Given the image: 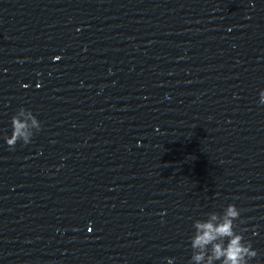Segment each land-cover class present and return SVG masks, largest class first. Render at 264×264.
Segmentation results:
<instances>
[{"label":"water","instance_id":"95a60500","mask_svg":"<svg viewBox=\"0 0 264 264\" xmlns=\"http://www.w3.org/2000/svg\"><path fill=\"white\" fill-rule=\"evenodd\" d=\"M261 91L264 0H0V264H190L229 204L264 264Z\"/></svg>","mask_w":264,"mask_h":264},{"label":"clouds","instance_id":"9594fccd","mask_svg":"<svg viewBox=\"0 0 264 264\" xmlns=\"http://www.w3.org/2000/svg\"><path fill=\"white\" fill-rule=\"evenodd\" d=\"M259 104L264 105V91L259 94ZM11 128L10 137L4 139L9 147L15 148L18 143H32L33 137L42 130V123L31 110L21 108L12 117ZM238 220L243 223L241 210L235 204H229L222 213H209L206 219L196 220L189 239L190 264H251L258 252L245 239L246 230L238 231ZM167 264H175L174 258H169Z\"/></svg>","mask_w":264,"mask_h":264}]
</instances>
